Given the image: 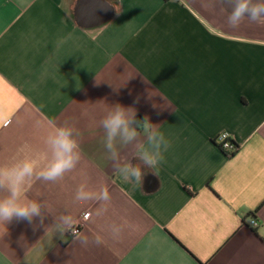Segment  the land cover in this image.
Returning <instances> with one entry per match:
<instances>
[{"label":"crops","instance_id":"1","mask_svg":"<svg viewBox=\"0 0 264 264\" xmlns=\"http://www.w3.org/2000/svg\"><path fill=\"white\" fill-rule=\"evenodd\" d=\"M226 9L0 0V165L50 156L46 138L65 124L81 153L62 180L29 188L43 225L0 223V264H264V22L231 27ZM117 103L170 143L142 187L114 170L102 142L99 121ZM121 151L131 159V146ZM81 184L110 199L76 201ZM62 215L82 225L78 237H59Z\"/></svg>","mask_w":264,"mask_h":264},{"label":"clouds","instance_id":"2","mask_svg":"<svg viewBox=\"0 0 264 264\" xmlns=\"http://www.w3.org/2000/svg\"><path fill=\"white\" fill-rule=\"evenodd\" d=\"M231 5L230 10L226 9L229 26L236 27L245 19L264 22V0H231ZM99 126L103 129L102 142L114 170L124 181H134L142 187L147 172L154 174L170 147L164 133L159 131V125L153 124L147 116L137 119L135 108L117 103L110 105ZM79 136L73 126L54 127L45 141L50 156L26 155L10 164L0 165V223L25 221L32 225L38 218L39 224H44L45 207L39 199L30 198L28 190L36 181H60L77 167L81 161ZM129 146L132 148L131 159L121 151ZM133 159L138 162L133 163ZM74 199L78 202L91 199L106 202L110 196L106 187L92 192L81 184ZM52 226L60 238L66 232L77 235L70 215H62Z\"/></svg>","mask_w":264,"mask_h":264},{"label":"built area","instance_id":"3","mask_svg":"<svg viewBox=\"0 0 264 264\" xmlns=\"http://www.w3.org/2000/svg\"><path fill=\"white\" fill-rule=\"evenodd\" d=\"M217 141L220 143L221 147L224 150H228L230 154H234L237 151V146L235 142L233 141L232 137L228 133H222L217 137ZM89 217L87 214L84 218ZM258 225V221L252 220L251 221V226L256 227ZM75 231L77 235H73L71 232L69 234L73 237L76 238L78 237L81 232H82V225L80 223H77L74 225Z\"/></svg>","mask_w":264,"mask_h":264},{"label":"water","instance_id":"4","mask_svg":"<svg viewBox=\"0 0 264 264\" xmlns=\"http://www.w3.org/2000/svg\"><path fill=\"white\" fill-rule=\"evenodd\" d=\"M228 3H229V5L232 7V5H231V0H228Z\"/></svg>","mask_w":264,"mask_h":264}]
</instances>
